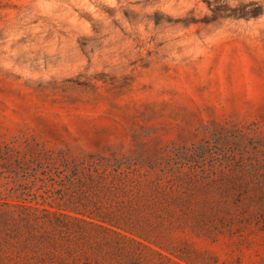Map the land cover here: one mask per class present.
Returning a JSON list of instances; mask_svg holds the SVG:
<instances>
[{
    "label": "rangeland",
    "instance_id": "374dc122",
    "mask_svg": "<svg viewBox=\"0 0 264 264\" xmlns=\"http://www.w3.org/2000/svg\"><path fill=\"white\" fill-rule=\"evenodd\" d=\"M0 145L109 159L104 186L63 196L0 159V222L22 225L0 264H264V0H0ZM225 179L243 207L215 202Z\"/></svg>",
    "mask_w": 264,
    "mask_h": 264
},
{
    "label": "trees",
    "instance_id": "16d2710c",
    "mask_svg": "<svg viewBox=\"0 0 264 264\" xmlns=\"http://www.w3.org/2000/svg\"><path fill=\"white\" fill-rule=\"evenodd\" d=\"M207 153L208 150H206L205 148H198L194 151L193 158H204ZM12 157L17 158L16 162L29 159L30 163H34V165L41 167L43 171L48 174L49 180L52 181V185H57V188L54 186V189H56V191H59V193H61V196H63L64 193L70 189H80L82 191L90 189L95 190L100 186H104L107 178L109 177V173L106 172V167L108 165L109 159L102 156L95 157L92 154H87L77 157L62 150L53 151L44 149L42 147L31 152H26L25 150H17L7 145H0V159L6 160ZM229 157L230 155L226 156V159H228ZM254 165L255 164H253V166ZM261 176L262 177H259L260 180L253 184V187L251 188L253 191V195H251V198L249 199L245 194V189L247 191V183H245V181L243 182V179H225L224 182L231 183L233 185V192L232 194H228V191L221 192L220 194L225 196L224 200L216 199L215 202L221 203L226 206L227 202L229 201V197H231L232 199L234 198L236 201H238L239 205L243 207L245 199L252 201L253 198L257 195L258 190L259 195L256 200L261 202L260 207L262 214H260L259 218H255V220L258 225H261V229H264V175ZM120 179L121 178L117 179L118 184L114 186L115 188H118L121 185ZM219 183L223 185L221 181ZM224 188L228 190L225 186ZM0 204H3V202H0ZM49 207L55 206L49 204ZM32 208L42 213L40 215H37V218L42 221L40 223L41 225L49 224L54 228L66 227L68 224H70V222L76 224L78 222L92 223V221L86 220L82 216H87L91 219L96 217L100 221L107 222L109 224L111 223L116 227L121 226L120 222L122 221L119 216L105 212L94 213L91 210L72 209L71 212L73 214H76V216L68 212L58 211V209H61L59 207L55 210H50L43 207L39 208L38 206ZM22 220L24 221V223H26L25 227H27L28 230H33L36 228L35 224L30 223L27 217H23ZM8 221L9 220H3L2 222H0V238L1 230L6 231L7 237L16 238L18 236L22 225L18 222H13L12 224H10ZM97 225L103 230L117 233L110 228H107L100 224ZM134 260H136V258H134Z\"/></svg>",
    "mask_w": 264,
    "mask_h": 264
}]
</instances>
